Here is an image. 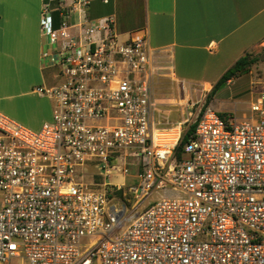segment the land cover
I'll list each match as a JSON object with an SVG mask.
<instances>
[{
	"label": "built area",
	"instance_id": "1",
	"mask_svg": "<svg viewBox=\"0 0 264 264\" xmlns=\"http://www.w3.org/2000/svg\"><path fill=\"white\" fill-rule=\"evenodd\" d=\"M50 14L42 58L57 82L36 92L52 101V119L34 131L0 112V264H264V92L250 119L204 107L179 127L153 128L146 37L120 40L113 17L55 28ZM129 159L138 172L129 187L108 182L127 181ZM94 167L105 172L87 183ZM161 190L181 196L117 234Z\"/></svg>",
	"mask_w": 264,
	"mask_h": 264
},
{
	"label": "crops",
	"instance_id": "2",
	"mask_svg": "<svg viewBox=\"0 0 264 264\" xmlns=\"http://www.w3.org/2000/svg\"><path fill=\"white\" fill-rule=\"evenodd\" d=\"M45 7L55 28L63 20L76 24L113 17L120 40L146 37L155 81L169 84V92L155 99L156 129L183 123L178 104L188 100L187 86L210 90L238 59L264 48V0H0V80L34 71L46 87L57 82L56 68L42 58L50 47L41 29ZM30 93L48 103L41 123L52 119L50 98L36 89ZM244 112L246 119L253 117L250 106Z\"/></svg>",
	"mask_w": 264,
	"mask_h": 264
},
{
	"label": "rangeland",
	"instance_id": "3",
	"mask_svg": "<svg viewBox=\"0 0 264 264\" xmlns=\"http://www.w3.org/2000/svg\"><path fill=\"white\" fill-rule=\"evenodd\" d=\"M262 47H256L252 52L254 56H259L260 61L255 64L250 72L240 77H236L231 84L223 85L220 90L212 97L208 102V96L210 90L203 89L197 85L187 86L189 89L188 100L182 104H178L181 110V121L184 122L188 119V112H192L193 115L204 107H211L213 110L219 112L222 116L228 117L229 115L236 116L239 120H246L244 110L248 108L257 97L264 92V58L261 56ZM50 74V72H48ZM17 73H10L5 78L0 80V112L8 115L10 118L17 121V123L34 131L40 130L41 127L46 123H41L44 114L47 112L48 103L40 102L39 97L29 92L35 90L38 87L44 86L42 82H38L37 73L22 75ZM50 74V79H51ZM32 85V87H30ZM167 83L157 84L155 81V98L159 99L163 93H168L169 90ZM191 88V89H190ZM28 92V93H27ZM167 97H169L167 95ZM52 104L49 102V105ZM53 106V105H52ZM193 107V108H192ZM53 110V107H51ZM178 119L176 115L173 119ZM51 119L47 120L50 121ZM187 126V124H186ZM179 127V126H177ZM132 160L127 161V168L129 170V177L127 181H124L120 174L113 175L108 182L113 184H120L122 182L127 183V187L133 182V177L137 175V168L130 165ZM116 164L121 167L122 163L119 161ZM105 171L100 170L99 167L85 169L83 178L87 183L93 182L95 179L98 181L101 173ZM119 195L123 196L119 193ZM179 193L171 190L153 191L150 196L142 203L141 207L135 210L127 218L125 223L118 229L117 234H121L125 227H127L137 216L145 209L158 202L162 198L167 197H180ZM1 192H0V208H1ZM125 201L128 207L132 205V198L128 197ZM13 264H20L19 261H13Z\"/></svg>",
	"mask_w": 264,
	"mask_h": 264
},
{
	"label": "trees",
	"instance_id": "4",
	"mask_svg": "<svg viewBox=\"0 0 264 264\" xmlns=\"http://www.w3.org/2000/svg\"><path fill=\"white\" fill-rule=\"evenodd\" d=\"M261 56H262V58H264V48L262 49ZM260 59L261 58L259 56H254L252 54V52H247L243 57L238 59L235 62V64L230 69H228L223 74V76L220 78V80L213 86V88H212V90L208 96V102L220 90V88L223 85H226L228 83V81L232 80L233 78L240 77V76L250 72L251 68L255 64H257L260 61ZM194 130H195V125H191L189 127V130H188L186 136L183 138L180 145L177 147L176 156L178 158H181L182 148H183L184 144L188 141V136L191 135L194 132ZM120 194H122V192H120Z\"/></svg>",
	"mask_w": 264,
	"mask_h": 264
}]
</instances>
